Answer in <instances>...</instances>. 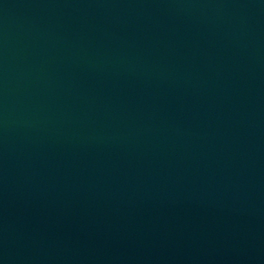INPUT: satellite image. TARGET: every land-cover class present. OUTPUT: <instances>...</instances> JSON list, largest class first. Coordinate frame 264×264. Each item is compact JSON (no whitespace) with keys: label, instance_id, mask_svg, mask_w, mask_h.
Listing matches in <instances>:
<instances>
[{"label":"water","instance_id":"95a60500","mask_svg":"<svg viewBox=\"0 0 264 264\" xmlns=\"http://www.w3.org/2000/svg\"><path fill=\"white\" fill-rule=\"evenodd\" d=\"M0 264H264V0H0Z\"/></svg>","mask_w":264,"mask_h":264}]
</instances>
